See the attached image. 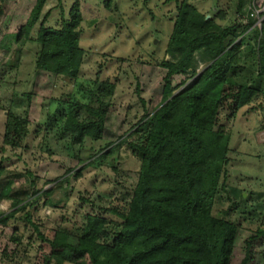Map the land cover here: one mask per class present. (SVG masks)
<instances>
[{
  "label": "trees",
  "instance_id": "16d2710c",
  "mask_svg": "<svg viewBox=\"0 0 264 264\" xmlns=\"http://www.w3.org/2000/svg\"><path fill=\"white\" fill-rule=\"evenodd\" d=\"M254 1L237 0L235 12L245 23L235 21L227 26L220 25L226 19L225 11L206 19L188 0L176 1L164 55L153 64L164 71L159 105L116 143L91 146L93 153L86 160L81 158L86 143L97 145L103 140L119 68L112 79L103 78L105 64H99L84 102L72 98L71 92L50 97L46 109L49 112V106H54V111L45 113V120L36 124L32 134L30 93L12 88L7 106H0L5 112L1 150H24L33 135L32 140L39 138L38 149L47 159L54 155L55 146L68 159L88 168L99 167L126 145L138 159L139 170L136 183L117 200L118 206L112 202L95 209L81 198L89 212L77 222L64 216L50 238L41 232L33 215L41 198L51 208L57 203L48 205L51 191L36 189L37 180H33L29 197L13 200L14 211L0 213L2 227L12 220L23 223L21 231L12 230L9 243L14 248L2 246V260H12L29 233L27 241L38 240L48 249L36 251L34 259L43 264H255V256L264 264L263 223L250 232L242 248L236 247L241 226L229 220L230 212L245 216L241 207L251 198L244 199L243 191L229 184V165L235 153L229 147L231 132L222 124L235 118L243 107L264 110V12L259 15L263 20L258 28L251 16ZM56 3L60 18L49 25L52 12L46 10L48 0H35L14 38L19 47L14 68L29 46L34 72L52 75L58 82H76L85 57L80 47L84 16L78 1L71 5L67 18L61 0ZM175 77L178 84L172 86ZM134 93L139 94L137 82ZM140 103L144 106L143 100ZM83 170L75 171V179ZM2 172L0 167V176ZM71 173L59 180L67 183ZM10 187L8 182L1 199H8ZM223 194L231 204L226 211L214 214ZM18 213L21 216L16 217ZM258 217L264 219V212Z\"/></svg>",
  "mask_w": 264,
  "mask_h": 264
},
{
  "label": "rangeland",
  "instance_id": "374dc122",
  "mask_svg": "<svg viewBox=\"0 0 264 264\" xmlns=\"http://www.w3.org/2000/svg\"><path fill=\"white\" fill-rule=\"evenodd\" d=\"M57 1L48 0L46 10L51 9L52 12L48 20L49 25H55L60 18ZM75 1L79 2L84 16L80 47L85 51L84 64L76 82H58L52 75L34 72L31 65L33 52L29 46L22 52L19 66L15 70L19 47L14 38L28 18L35 0H6L0 4V106H7L12 88L18 93L29 92L31 100L28 120L32 134L36 124L45 120L50 97L71 92L72 98L84 102L99 64H105L101 70L103 78L112 79L119 68L103 140L97 145L86 143V150L81 157L86 160L88 155L93 153L89 151L91 146L116 143L145 113H152L159 105L164 71L153 64L164 55L173 26L172 14L178 0H61L65 18L68 17L69 9ZM236 1L188 0V3L207 17L219 10L225 11L226 19L220 22V25L227 26L235 21H242L235 12ZM263 12L264 0H255L251 7V16L259 20L255 24L258 28L263 20L259 15ZM202 69L201 66L199 72ZM178 80V77H175L172 86L177 85ZM136 82L139 84L138 95L134 93ZM140 99L144 101V106ZM53 111L54 106H49L48 113L52 114ZM4 119L5 112L0 108V144ZM222 124L226 131L231 132L229 147L235 153L229 165V184L243 191L244 199L251 198L248 204L241 207L247 212L245 216L234 213L235 210L230 212L229 216V220L238 222L241 226L236 247L242 248L250 232L261 223L264 224V219L258 217V214L264 212V110L253 106L243 107L235 118L223 120ZM32 137L33 135L27 142L28 148L24 150L10 151L7 147L0 149V167L3 169L0 176V193L8 182L11 183L8 199L0 197V213L14 211L11 206L13 200L25 201L31 193L30 183L36 179V189L51 191L48 205L57 203V207L51 208L46 205L43 197L33 215V220L40 224L41 232L48 238L52 235V230L61 225L64 216L69 218L70 222H77L78 217L89 212L88 205H83L81 198L92 203L95 209L105 208L112 202L118 206L120 202L117 200L127 194L136 183L139 161L126 145L116 149L99 167L85 168V164L81 165L68 159L55 146L52 147L54 155L50 160L47 159L38 149L39 138L32 140ZM82 167L84 170L75 179V171H80ZM112 167H115V172ZM69 171L72 173L67 175V183L61 182L59 179ZM230 204L223 194L213 213L226 211ZM253 211L254 216L251 218L249 215ZM22 226V222L13 220L9 221L6 227L0 226V253L2 246H7L10 250L14 248L9 243L12 230L17 228L21 231ZM28 235L29 233H25L16 256L12 260H2L0 257V264H43L40 259L34 258L39 247L48 250L46 245H42L38 240L33 243L27 241ZM255 251L259 249L256 248ZM25 256L28 260H25ZM239 257L241 259V255ZM255 257V264H260L259 257Z\"/></svg>",
  "mask_w": 264,
  "mask_h": 264
},
{
  "label": "built area",
  "instance_id": "2783aa9c",
  "mask_svg": "<svg viewBox=\"0 0 264 264\" xmlns=\"http://www.w3.org/2000/svg\"><path fill=\"white\" fill-rule=\"evenodd\" d=\"M258 22H259V20H257ZM259 25H260V23H259ZM259 28H260V26H259Z\"/></svg>",
  "mask_w": 264,
  "mask_h": 264
},
{
  "label": "water",
  "instance_id": "95a60500",
  "mask_svg": "<svg viewBox=\"0 0 264 264\" xmlns=\"http://www.w3.org/2000/svg\"><path fill=\"white\" fill-rule=\"evenodd\" d=\"M206 19H208V17H206Z\"/></svg>",
  "mask_w": 264,
  "mask_h": 264
}]
</instances>
